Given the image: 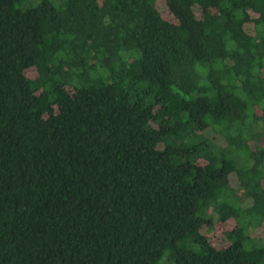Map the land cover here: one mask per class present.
<instances>
[{
    "label": "trees",
    "instance_id": "obj_1",
    "mask_svg": "<svg viewBox=\"0 0 264 264\" xmlns=\"http://www.w3.org/2000/svg\"><path fill=\"white\" fill-rule=\"evenodd\" d=\"M0 0V264H264V0Z\"/></svg>",
    "mask_w": 264,
    "mask_h": 264
},
{
    "label": "rangeland",
    "instance_id": "obj_2",
    "mask_svg": "<svg viewBox=\"0 0 264 264\" xmlns=\"http://www.w3.org/2000/svg\"><path fill=\"white\" fill-rule=\"evenodd\" d=\"M49 1L55 3V0H49ZM38 2H39V0H33L32 1L33 4H37Z\"/></svg>",
    "mask_w": 264,
    "mask_h": 264
}]
</instances>
